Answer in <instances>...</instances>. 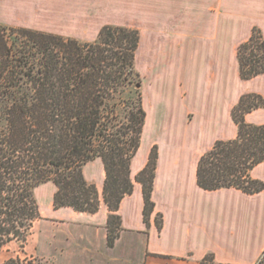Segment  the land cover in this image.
<instances>
[{
    "label": "trees",
    "instance_id": "16d2710c",
    "mask_svg": "<svg viewBox=\"0 0 264 264\" xmlns=\"http://www.w3.org/2000/svg\"><path fill=\"white\" fill-rule=\"evenodd\" d=\"M138 29L102 26L93 41L0 24V249L15 242L23 255L0 264H41L25 251L41 218L35 189L56 186L53 208L95 213L101 198L83 166L100 158L105 179L102 201L109 210L106 243L119 237L122 198L132 192L130 163L140 143L146 112L135 67ZM238 76L264 73V39L254 26L236 48ZM264 109V96L240 95L231 110L234 138L216 140L197 163L196 182L205 190L235 187L248 194L264 190L251 170L264 161V123L245 114ZM157 147L136 174L142 186L143 219L153 211ZM161 227V215L156 218ZM211 260L209 256L204 259Z\"/></svg>",
    "mask_w": 264,
    "mask_h": 264
},
{
    "label": "crops",
    "instance_id": "0c3cea01",
    "mask_svg": "<svg viewBox=\"0 0 264 264\" xmlns=\"http://www.w3.org/2000/svg\"><path fill=\"white\" fill-rule=\"evenodd\" d=\"M201 1L208 5L210 21L205 26L199 21L193 29L183 25L179 32L183 41L193 40L183 45L184 50L190 49L186 55L195 57L197 48L192 44L200 46L206 69L200 89L194 93L195 100H192L193 92H183L174 113L176 117L166 112L163 90L153 89L147 96L142 94L146 112L142 135L146 129H158L162 136H167V131L172 129L183 132H179L178 139L172 136L168 141H141L130 163L132 192L125 195L119 205L122 229L114 245L108 247L106 243L109 210L102 201L105 170L100 158L83 166L84 177L96 185L101 198L95 213L79 212L71 207L54 209L56 186L51 181L41 184L49 185V212L41 208V218L35 224L42 218L48 219L43 223V232L39 231L41 249L56 257L57 264H264V190L254 194L235 187L205 190L196 182L200 156L216 140L235 137L237 126L231 110L240 95L256 92L264 96V73L243 80L252 86L238 92L233 91L228 81L229 66L235 64L238 73L237 45L249 37L254 26L260 28L264 39V0H198L196 7L200 10L204 7ZM238 1L243 3L245 11L242 26L234 21ZM173 12L165 10L160 16L162 19L149 23V27L153 32L161 24L167 28V20L172 18ZM201 15L193 12V18H201ZM90 16L88 33H93L99 26L98 18ZM206 26L207 30H203ZM149 32L152 31L147 26L144 38L140 28L137 50L138 54L143 43L148 45L147 68L158 62V56L153 55L154 45L148 52ZM162 32L171 33L169 29ZM148 101L152 106H146ZM245 119L250 123H264V109L246 113ZM154 145L158 153L152 190L154 207L147 225L143 219L142 186L135 176L146 165ZM251 176L264 182V161L251 170ZM158 215H161L160 228L156 223ZM209 256L212 259L204 261Z\"/></svg>",
    "mask_w": 264,
    "mask_h": 264
},
{
    "label": "rangeland",
    "instance_id": "374dc122",
    "mask_svg": "<svg viewBox=\"0 0 264 264\" xmlns=\"http://www.w3.org/2000/svg\"><path fill=\"white\" fill-rule=\"evenodd\" d=\"M172 3L174 5H171ZM175 4L179 5L176 6ZM201 4H204V7L200 10L199 7H196V5H199L198 0H0V24L52 32L79 41L95 40L100 28L106 24L124 25L138 29L139 33L141 28L145 38V31L148 26V30L152 31L148 33L150 47L148 52L152 50L151 45H154L153 55L158 56V62L151 63L148 68L146 67L145 55L147 53L146 46L148 45L145 43H143V47L138 51V54L136 51L135 67L137 73H139L141 93L147 96L153 89L156 91L163 90L162 101L165 104L166 112L168 116L176 117L174 113H176V107L181 102L183 92L188 90L187 92L191 91L194 94L199 91L206 71L199 44L194 43L193 46L191 45L193 48H197L195 57L191 58L189 54L186 55L190 49L184 50L183 45L185 42L191 44L193 40L188 41L186 39L183 41L179 34L183 29H181L183 25L186 29L189 26H192L190 29H193L194 24L196 27L199 25V21L202 23L201 26H205L210 21L211 16L207 9V3L201 1ZM235 5L234 21L235 23L239 22L242 26L243 15L245 14L243 3L238 1ZM168 9H172L174 12L171 15L172 18L167 20V28H164L161 24L159 28L156 26L153 32V29L149 27V23L161 20L160 16ZM193 12L202 14L201 18L194 17L196 19L195 23L193 22L195 21ZM88 13L96 15L98 18L99 26L96 32L94 30L93 33H88L90 18H92ZM190 16L191 19H189ZM184 18L188 19L183 20ZM207 28L206 26L203 30H207ZM164 29H169L171 33L162 32ZM84 31L85 33H82ZM168 46L171 48L169 49ZM164 48L166 50H163ZM166 58L168 59L166 60ZM228 69V81L232 84L234 92L252 86V83L240 80L235 64L233 67L229 66ZM194 96L195 94L192 100L196 99ZM148 104L149 101L146 106ZM149 106H152V104H149ZM149 112L152 115L153 111L149 109ZM160 132L158 129H146L141 141H168V138L172 136V139H178L177 135L183 130H168L167 136H162ZM192 132H194L193 129ZM179 136L181 137L180 134ZM49 196V185H41L35 189L39 210L42 208L45 212H49ZM46 220L48 219L42 218L34 224L25 251L29 255L40 258L41 264H57L58 259L56 257H51L41 249L39 231L42 229L43 232V226L47 223ZM15 255L23 254L19 251L18 245L12 242L0 249V263Z\"/></svg>",
    "mask_w": 264,
    "mask_h": 264
}]
</instances>
